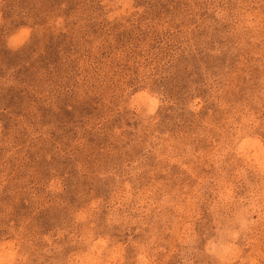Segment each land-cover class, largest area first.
<instances>
[{
    "label": "rangeland",
    "instance_id": "obj_1",
    "mask_svg": "<svg viewBox=\"0 0 264 264\" xmlns=\"http://www.w3.org/2000/svg\"><path fill=\"white\" fill-rule=\"evenodd\" d=\"M0 264H264V0H0Z\"/></svg>",
    "mask_w": 264,
    "mask_h": 264
}]
</instances>
